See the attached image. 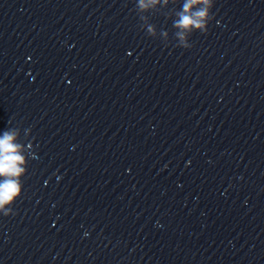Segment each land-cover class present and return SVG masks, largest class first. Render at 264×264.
<instances>
[{
	"label": "clouds",
	"instance_id": "clouds-1",
	"mask_svg": "<svg viewBox=\"0 0 264 264\" xmlns=\"http://www.w3.org/2000/svg\"><path fill=\"white\" fill-rule=\"evenodd\" d=\"M151 2L155 3L157 0H151ZM211 2L212 0H187L176 27L184 30L196 28L206 31V20L211 18L208 14ZM197 4H203L206 7L192 13V7ZM141 7H146L143 0H141ZM13 141L14 136L7 132L0 138V176L5 177V180L0 183V208H3L20 193V185L14 178L23 172L20 167L23 157L19 155L18 146Z\"/></svg>",
	"mask_w": 264,
	"mask_h": 264
}]
</instances>
